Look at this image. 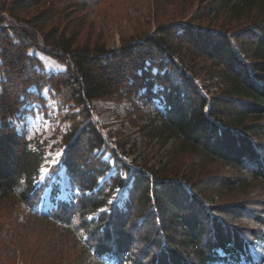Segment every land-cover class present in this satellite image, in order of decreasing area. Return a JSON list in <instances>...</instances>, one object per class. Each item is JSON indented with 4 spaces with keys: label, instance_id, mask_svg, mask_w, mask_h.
I'll return each instance as SVG.
<instances>
[{
    "label": "trees",
    "instance_id": "16d2710c",
    "mask_svg": "<svg viewBox=\"0 0 264 264\" xmlns=\"http://www.w3.org/2000/svg\"><path fill=\"white\" fill-rule=\"evenodd\" d=\"M78 1L0 0V210L39 211L50 187L48 216L96 264H264L252 252L264 230L243 224L264 229V0H200L188 20L166 16L185 0H152L153 30L145 22L118 50L80 41L87 5ZM223 12L221 24L204 26ZM4 17L26 27L2 26ZM32 50L64 72L47 73ZM99 101H126L138 119L143 107L160 111L137 137L103 134L91 115ZM34 105L59 122L64 149L41 185L44 145L13 125ZM153 146L140 165L126 162ZM61 171L68 203L52 182Z\"/></svg>",
    "mask_w": 264,
    "mask_h": 264
},
{
    "label": "rangeland",
    "instance_id": "374dc122",
    "mask_svg": "<svg viewBox=\"0 0 264 264\" xmlns=\"http://www.w3.org/2000/svg\"><path fill=\"white\" fill-rule=\"evenodd\" d=\"M199 2L200 0H185L186 8L182 12L169 8L166 16H172L169 17L170 19L166 17L164 21L168 19L179 20L182 14H185L184 20H188L197 14L195 10ZM78 3L87 5L84 13H78L83 21L81 26H76L82 32L81 42L88 39L87 43H89L98 38L107 43L108 49L118 50L122 46L121 38L123 35H133L135 29L139 28L149 29L145 22H150L152 30L154 28L153 20L155 17L152 15L154 13L152 0H79ZM225 14V12L219 14L217 21L213 20L212 22L209 21L211 17L209 15L204 26L208 24L218 26ZM4 18L6 20L2 26L26 27V25L17 23L9 17ZM158 21L161 22V18ZM36 39L42 49L52 50L51 47H46L43 44L40 36H37ZM29 54L41 61L47 73L56 74L65 70L61 63L42 51L32 50ZM43 95L49 101L46 91ZM49 105H51V102L48 103ZM93 106L92 118L98 124L97 126L100 129L102 128L103 134L112 130L134 137L138 136L140 126L148 125L150 121L156 120L157 111H160V107L157 105L148 108L143 107L147 116L145 119H138V115L134 114L126 101L121 103L99 101L95 102ZM30 108L34 109V115L17 119L13 121V125L18 134L24 135L27 141L44 145L46 151L44 159L46 160L40 170L39 184L41 185L51 177L50 169L58 164L64 149L59 146L61 136L55 134L59 122H54L52 119L45 117L43 113L39 112L38 106L34 105ZM52 109L55 111V108ZM51 114L49 113L48 116L52 118L53 115ZM127 116L134 118L138 127L134 128L132 124L130 125L126 119ZM65 128L66 125L60 127L63 132L66 131ZM169 144L160 149V152L166 151ZM157 149L158 146H153L146 151L139 149L134 156H127L125 160L130 164L135 158L137 165H140L145 158H150L151 153L156 152ZM109 157L110 154L107 153L105 160H108ZM213 172L216 171L213 170ZM59 176V181L52 178L53 183H59L56 200L68 203L73 199L74 193L70 191L68 178L65 177L64 171H61ZM51 193L52 190L48 187L41 197L42 208L39 211L27 213L13 208L0 210V264H96L93 258L85 252L82 243L77 241L76 237L70 234L63 225L48 216V211L52 208ZM256 200H262V198L259 197ZM247 204L250 205V202ZM258 210L260 209L258 208ZM243 224L256 230H264L256 222L246 221ZM252 252L256 262L264 259V243H256L255 247L252 248Z\"/></svg>",
    "mask_w": 264,
    "mask_h": 264
},
{
    "label": "snow or ice",
    "instance_id": "6c2138e0",
    "mask_svg": "<svg viewBox=\"0 0 264 264\" xmlns=\"http://www.w3.org/2000/svg\"><path fill=\"white\" fill-rule=\"evenodd\" d=\"M154 71H155V70H154ZM158 90H161L159 85H157V86L153 89V91H158ZM161 99H162V98H161Z\"/></svg>",
    "mask_w": 264,
    "mask_h": 264
}]
</instances>
